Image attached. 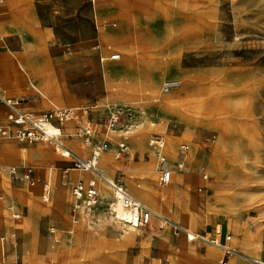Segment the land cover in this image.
I'll return each mask as SVG.
<instances>
[{"label":"rangeland","instance_id":"374dc122","mask_svg":"<svg viewBox=\"0 0 264 264\" xmlns=\"http://www.w3.org/2000/svg\"><path fill=\"white\" fill-rule=\"evenodd\" d=\"M117 2L128 6L119 7ZM30 7L43 44L33 47L34 54L28 59L31 43L26 47L23 39V49L19 40L12 42V50L25 51V55H17L29 68L15 82L0 68V92L16 98L22 109L35 115L55 107L89 106L91 113L84 123L109 142L106 151L116 156L121 145L128 147L129 154L116 158L118 165L110 175L99 162L106 178L122 174L131 193H145V188L151 200V204L142 201L146 206L194 233L216 228L220 237L229 234L235 254L224 260L226 264L229 260H233L231 264L264 260V0H95V4L92 0H35ZM102 32L119 34L125 43L150 51L154 68L149 73L156 89L142 85L141 78L148 72L143 67L128 69L120 59H101L110 56L103 54ZM127 75L134 79L135 97L119 92V80ZM169 78L180 84L165 94L162 84ZM105 82L113 94L107 95ZM46 86L52 89V96ZM141 92L150 97L144 99ZM173 95L180 100L164 101ZM111 111L118 114L117 121L106 128ZM186 114L194 122L188 124ZM205 114L207 118L201 119ZM3 121L2 114L0 123ZM156 124L160 131L153 130ZM54 125L63 134L58 138L61 143L63 139L78 140L73 122ZM154 135L164 138L166 155V145L173 147L170 164L178 174L167 185L158 183L155 160L147 146ZM183 143L190 145L185 155L190 158L178 171L174 159ZM1 149L16 160L0 164V168L29 166L36 183L28 186L0 176V237H4L0 264H64L63 251L74 248L79 251L69 257L77 262L71 264H209L202 258L206 248L213 249L208 244L176 239L166 228L134 229L121 222V206L104 183L108 194L102 197L99 189L96 206L87 217L80 214L68 240L63 232L68 224L66 214V224L49 213L26 223L28 207L35 204L23 193L48 203L61 193L67 201L82 173L70 169L72 157L51 141L26 143L8 137L1 140ZM89 150L83 155L70 152L85 159ZM147 166L155 174L149 182L143 174ZM46 171L51 173L50 182L44 180ZM69 175L75 176L74 181L64 182ZM85 176L82 178L89 175ZM168 188L166 196L159 194ZM210 195L237 197L236 214L217 213L207 205ZM14 214L19 218L14 219ZM82 219L77 241L76 229ZM52 227L60 243L54 244ZM255 228H259L260 244L242 246L243 231ZM220 258L222 253L214 264H222Z\"/></svg>","mask_w":264,"mask_h":264},{"label":"built area","instance_id":"2783aa9c","mask_svg":"<svg viewBox=\"0 0 264 264\" xmlns=\"http://www.w3.org/2000/svg\"><path fill=\"white\" fill-rule=\"evenodd\" d=\"M116 58L117 56H112V59ZM178 85L179 81L169 78L162 84V92L165 94L169 93L173 89L177 88ZM0 104H2L6 109V123L0 124V141L1 139L8 137H12L20 142L26 143H31L38 140L51 141L60 149L65 151L67 155L72 157L71 160L73 168L80 171H87L91 174V178L86 182L82 180L76 181L72 188V213L82 211L85 215H90L99 200L97 184L98 182H102L111 191L113 198L119 202L123 212L130 216L128 221H126L127 224L134 225L137 228H145L150 226L152 222H155L158 228L168 229L176 238L184 237L187 241H197L217 247L223 253V257L221 259L222 264H225V259H228L230 256L235 254L234 249L228 244L230 241L229 234L224 235L223 241L221 242L217 237L210 236L209 231L203 234L194 233L183 225L170 221L159 215L144 203L134 198L128 192L121 175H116L111 179L106 178L98 167L100 154L109 147V143L105 140L93 143V148L89 156L83 159L73 155L68 149L64 148L63 145L59 143L57 138L52 137L46 132L45 128L47 124L54 125L57 121H68L75 118L76 113L73 108L55 107L49 111H46L45 113L35 115L22 109L17 99L6 97L1 93ZM117 117L118 114L116 112L111 111L109 113V116L107 117V123L109 127L115 125ZM75 133L85 143L92 142L95 136L94 131L85 125H79L76 128ZM147 144L152 149L156 157L158 182L161 185H166L170 182L172 173L174 172V167L171 166L165 153L164 138L159 135L151 136ZM188 149V144L183 143L179 145L178 157L180 162L175 163L178 171L183 168L184 157ZM127 151L128 147L126 145H121L118 148L116 157L126 154ZM6 171L11 178L20 179L30 184H32L34 181L33 170L29 166L22 168L21 171H19L16 167H8ZM203 178L206 179L207 176H204ZM2 198L3 196L0 194V200ZM115 216L118 217L116 214ZM13 217L18 218L19 215L14 214ZM73 221L77 222V217L74 216ZM253 263L264 264V262L258 261L256 259H253Z\"/></svg>","mask_w":264,"mask_h":264},{"label":"crops","instance_id":"0c3cea01","mask_svg":"<svg viewBox=\"0 0 264 264\" xmlns=\"http://www.w3.org/2000/svg\"><path fill=\"white\" fill-rule=\"evenodd\" d=\"M92 1L95 4V0H92ZM34 4H35V0H0V55L1 54H10V55L14 54L15 55V54H21V53L25 55V51L22 52V50H12L11 47L13 46L12 42L14 40H19L22 43L23 49H24L23 39L26 42V47H27V45H29V43H31L32 52H27V54H26L28 59H29V57H32L33 54H34L33 53L34 52L33 51V47H35L36 45L37 46H41L43 44V36L39 32V30L36 29V26L34 25V23L31 20L32 19V16H31L32 13L30 12L31 11V7L30 6H33ZM116 5H118L119 7H123V8L128 6V4H124L123 2H117ZM100 41H101V44H102L101 47H102V49L104 51L103 54H106V55L110 54L109 57L101 58L102 60L103 59H107V58H110V60H112V61L120 59L124 63V67H127L128 69L129 68L133 69L134 67H137V66L138 67L139 66L143 67V69H145L148 72H147V75H145L143 77V79L141 78V81H143L142 85L147 86V87H149L151 89L152 88L156 89L154 81L152 80L151 74L149 73L151 71V69L154 68V64H153L154 59H153L152 55L150 54V51L148 53L145 50L138 49L135 46V44L130 43V41L125 43V41H123V38H120L119 34H115V33H112V32H102L101 35H100ZM110 44L111 45L113 44V47L116 50V52L115 51H111L112 49H111ZM111 56H117V58L116 59H112ZM105 68L106 69H110L107 66ZM127 76H128V78L125 77V79L122 78V79L119 80L122 89L121 90L118 89V90H119V92L122 91L124 97H130V96L135 97L136 94H135L134 90H132V86H131L134 83V79L132 77V80H131L130 79L131 77L129 75H127ZM121 80H122V82H121ZM188 81H189L188 83L191 82L189 79H188ZM105 86H106L107 95L108 94H113V93H111V92H113V90L112 89L109 90L107 88V82H105ZM143 91H144V89H143ZM0 93L3 95L2 92H0ZM141 93L144 94L143 95V97L145 96L144 99H147V98L150 97L148 95V93H146V92H141ZM4 96H6V95H4ZM6 97L16 99V98L11 97V96H6ZM62 108H73L75 113H76V117L73 118V119H70L68 121H57V123H60V122L61 123L62 122H73L74 123L75 132H76V128L79 125H85L87 127H90L89 125L84 123V119H87L89 117V114L91 113V109H90L89 106H86V105H82V106H63ZM2 114L4 115V121L1 122L0 124H5L6 123V119H5L6 109H5V107L2 104H0V118H1ZM175 114L179 115L178 113H175ZM204 118L205 119L207 118V114H205L204 117L201 118V119L204 120ZM185 119H186V122L188 124H190L191 121L194 122L192 117H189V115H187V114L185 115ZM155 126H156V128L153 129V130H156V131H160L161 130V129H159L160 125L156 124ZM105 127L106 128H110V127H108V125L106 123H105ZM149 128H154V126L153 127L150 126ZM149 128H146V130L149 131L150 130ZM92 130L95 133V136H94V138L92 140L93 143L99 142V141H102V140L106 141L105 138H100L98 136V133L94 129H92ZM75 135H76V133H75ZM77 138H78V140H80L81 142L86 144L87 147L89 146L88 148L90 150L88 152H91V150L93 148V144L85 143L78 136H77ZM4 139H8V138H3L1 140H4ZM106 142H108V141H106ZM61 144L64 146V148L66 147V149H68V146L70 145V139H63V143H61ZM64 144H66L67 146H65ZM147 146H148V144H147ZM109 147H110V145H109ZM178 148H179V145H178ZM148 149L152 153V156H153V158L155 160V166H156V164H157L156 157H155L152 149L149 146H148ZM189 149H190V145H189ZM189 149H188V151H189ZM60 150L65 153V151H63L62 149H60ZM106 150H104V151H106ZM187 152H186V155H187ZM89 154L87 155V157L89 156ZM128 154L129 153L127 151V153L126 154H122L121 157L125 156V155H128ZM116 158H118V157H116ZM167 158H168L169 162H171L169 155H167ZM189 158H190V156H189ZM189 158L187 159V157L185 156L184 161L187 162L189 160ZM12 160L13 161L16 160L13 154L7 153L6 151H4V149L0 150V164H6L8 162H12ZM174 160H175L174 163H176L179 160L178 149H177V152H176ZM71 163H72V161H71ZM8 167H16L19 171H21L22 168L27 167V166H24V167H18V166H14V165L2 166L0 168V176L1 175H6V176L10 177L8 175L7 171H6V169ZM70 169L71 170H77V169L73 168V165H72V168H70ZM67 171H68V169H64L62 172H63V174H67ZM77 171H80V170H77ZM80 172L82 173V175L80 176L81 178L77 179L76 181L82 180V181L86 182L88 179L91 178V174L89 172H87V171H80ZM177 174L178 173L174 169V172L172 173V177H171L170 181L173 179L174 176H177ZM85 175H89V176H88V178L83 179L82 177H86ZM107 175H110V172L108 170H107ZM117 175H121L122 176V178L124 180V183H125V186H126V182H125L124 176L122 174H117ZM43 176H44V180L45 181H49V182L51 181V177H50L51 173L50 172H47V171L44 172ZM115 176L116 175H114L113 177H115ZM74 177L75 176H70L69 175V177H66L64 179V182L67 181V180L72 182L75 179ZM33 178H34V181H33L32 184H30L28 182H25V181H23V182L26 183L28 186H34L35 183H36V175H35L34 171H33ZM11 179L15 180L16 178H11ZM16 180H20V179H16ZM76 181L74 182V184L76 183ZM157 181H158V179H157ZM101 183L102 182H98V184H97L98 191L100 189V184ZM74 184L71 187V193H72V188H73ZM226 185L230 186L231 183L226 182ZM143 187H145L144 183H143ZM127 190H128V188H127ZM133 191L134 190H132V193L134 194ZM144 191H145V188H144ZM109 192L111 193L110 190H109ZM128 192L134 198H136L138 201L142 202L140 199H138L136 197L135 194L133 195L129 190H128ZM179 192H181V191H179ZM23 194L28 195V198H31V200H32L33 204H35V206H36V204L38 205L37 208L34 205H32L30 208L28 207L27 215L25 216V222L26 223H29L38 214L49 213V215H52V218H54L57 221H60L61 224H66L67 222L64 220L65 219L64 216L66 214V216L68 218V224L66 225V227L63 228V232L65 233L64 237L66 238V240H68V238H70L72 236V230L78 224L80 214L85 215L82 211H77L76 213H72V203H73L72 194H70V197L66 201V197H64L61 193H56L54 196H52V202H49V203L45 202V201H42V200L39 201L35 196H31L30 193H23ZM112 198H113V196H112ZM142 203H144V202H142ZM74 216L77 217V219H78L77 222L73 221ZM85 216L87 217V215H85ZM18 218H14V219H18ZM130 226H132L134 229L137 228L134 225H130ZM153 226H156L158 228V226L156 225L155 222H152V224L150 226L145 227V228H149V227H153ZM16 229L17 228H14V230H16ZM137 229H143V228H137ZM258 229L257 228L254 229V231L255 230L257 231V234H259V230ZM49 231L52 234V236L54 237L53 238L54 244L60 243L61 239L59 237H57L58 235L56 233V228H54V227L49 228ZM208 231L210 232V236H215V237H217L219 239V241H221V242L223 241V237L224 236L220 237L221 236L220 231H218L216 228H214V229L209 228ZM251 232H253V231H251ZM174 238H176V237H174ZM176 239H185V238L184 237H180V238H176ZM250 239H252V238H247V239H245L243 241L241 240L242 241V246H245V247L249 246L251 248H253V247L255 248V245L249 244ZM255 241L257 242L256 245H258V244H260L261 238L255 240ZM186 242H197V241H187L186 240ZM228 244H229V242H228ZM3 245H4V237L1 236L0 237V249L3 248ZM209 246L211 248L215 249V250L206 248L203 251V253H202V258L205 259L207 263L214 264L217 256L220 253H222V251L219 248H217V247H214V246H211V245H209ZM229 246H230V244H229ZM254 250L257 251L256 249H254ZM222 257H223V253H222ZM220 259H222V258H220ZM255 259L260 260V261H264V260H261L259 258H255ZM29 260H31L32 262L34 261V259H29ZM232 261L229 260L227 262V264H231ZM159 264H162V263H159Z\"/></svg>","mask_w":264,"mask_h":264},{"label":"bare ground","instance_id":"6f19581e","mask_svg":"<svg viewBox=\"0 0 264 264\" xmlns=\"http://www.w3.org/2000/svg\"><path fill=\"white\" fill-rule=\"evenodd\" d=\"M32 47V46H31ZM23 58L21 57V55H17V54H3L0 55V68L3 71L4 75L6 76V78H8L10 81L15 82L16 79L20 76L21 72H26L29 68L28 65L23 64ZM26 63V62H25ZM1 72V71H0ZM22 80V79H21ZM179 81V80H178ZM180 84V82H179ZM179 86V85H178ZM152 90H154V88H152ZM46 91L47 94L49 96H52V89L49 86H46ZM191 91V90H190ZM151 92V91H150ZM156 93V92H155ZM165 102H174L175 100H180L178 95H173L170 97H164L163 98ZM191 101V100H190ZM187 102V101H185ZM179 103V101H178ZM190 103V102H189ZM166 104V103H165ZM187 104V103H186ZM176 105V104H174ZM173 105V106H174ZM180 105V104H179ZM164 106V105H163ZM171 105H169L170 107ZM178 107V106H177ZM172 108V107H171ZM174 108V107H173ZM186 108V107H185ZM192 108V107H190ZM177 109V108H176ZM193 109V108H192ZM199 109V108H197ZM181 110V109H180ZM171 111V110H170ZM196 111V109L194 110ZM198 111V110H197ZM196 111V112H197ZM174 113V111H173ZM177 113V111H176ZM191 115V114H190ZM46 132L51 135L52 137L55 138H59L62 134L61 129L58 126L52 125V124H47L46 128H45ZM128 133V132H127ZM60 142V141H59ZM61 144V142H60ZM66 146V145H65ZM70 148L69 151H71L73 154H78V155H83L87 150L88 147L86 144H84L83 142H81L80 140H70V145L68 146ZM66 148V147H65ZM172 146L170 143H168V145H166V149H167V153L168 155L171 157L172 156ZM41 150V148H40ZM109 150V148H108ZM87 154V152H86ZM100 165L108 171H112L114 170L118 163L116 161V157L112 156L110 151H106V152H102L100 154V159H99ZM156 169V167H155ZM144 177H148V182L149 180H151V177H154V168L147 166L146 169H144ZM100 188L102 189L101 191V195L102 197L106 196L108 194V191L105 189V187L100 184ZM100 191V190H99ZM134 194L136 195V197L138 199H140L141 201H145L151 204V200L148 196V192L145 190V193H139L137 191H133ZM170 192V189H166V190H162L159 192L160 195L166 196L168 193ZM210 200L211 203L207 204L208 206H213L216 210L217 213H222V214H226V215H234L237 212L238 206H239V200L237 199V197H234L232 195H226V196H215V195H210ZM209 200V199H208ZM119 203V202H118ZM215 204H217L218 206L215 207ZM120 205V204H119ZM121 206V205H120ZM122 209V207H121ZM64 212V211H63ZM120 214V213H118ZM129 215H127L126 213L123 212V209L121 210V222H125L128 221L129 219ZM125 220H123V219ZM81 224L78 226V228L76 229V239L78 241V235H79V230L84 226V221L85 219L81 220ZM119 221V220H118ZM128 227H131V224H126ZM235 227V226H234ZM75 228V227H74ZM73 233V232H72ZM75 234V233H74ZM236 235V234H235ZM247 238H252L249 241V244L252 245H256L257 242L255 240L260 239V234H257V231H253V232H248L246 229L243 231L242 233V241L247 239ZM73 240H74V236H73ZM74 243V242H73ZM100 244V243H99ZM264 245V244H262ZM101 246V245H100ZM103 247V246H102ZM79 249L74 248L73 250H65L63 251V263L64 264H71L70 262H77L76 260H72L69 256L71 254V252H78ZM98 252V251H97ZM74 257V256H73ZM76 257V255H75ZM253 261V259H251ZM255 260V259H254ZM257 260V259H256ZM81 261V260H80ZM79 261V262H80ZM97 261V260H96ZM107 261V260H106ZM104 261V262H106ZM260 261V260H258ZM103 262V261H102ZM108 262V261H107ZM264 262V261H262ZM100 263V261H97V264ZM105 264V263H104ZM109 264V263H108Z\"/></svg>","mask_w":264,"mask_h":264},{"label":"water","instance_id":"95a60500","mask_svg":"<svg viewBox=\"0 0 264 264\" xmlns=\"http://www.w3.org/2000/svg\"><path fill=\"white\" fill-rule=\"evenodd\" d=\"M207 230H209V228H207Z\"/></svg>","mask_w":264,"mask_h":264}]
</instances>
